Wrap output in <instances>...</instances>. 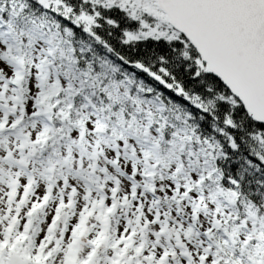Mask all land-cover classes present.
Segmentation results:
<instances>
[{
    "label": "snow or ice",
    "instance_id": "obj_1",
    "mask_svg": "<svg viewBox=\"0 0 264 264\" xmlns=\"http://www.w3.org/2000/svg\"><path fill=\"white\" fill-rule=\"evenodd\" d=\"M0 264H264V0H0Z\"/></svg>",
    "mask_w": 264,
    "mask_h": 264
}]
</instances>
